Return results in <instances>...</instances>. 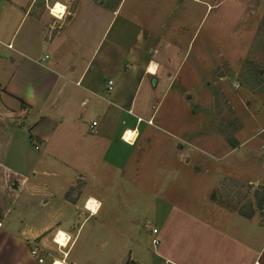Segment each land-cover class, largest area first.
I'll return each mask as SVG.
<instances>
[{
	"label": "crops",
	"instance_id": "crops-1",
	"mask_svg": "<svg viewBox=\"0 0 264 264\" xmlns=\"http://www.w3.org/2000/svg\"><path fill=\"white\" fill-rule=\"evenodd\" d=\"M5 1L0 0V10L4 5L12 9L14 0ZM83 1L93 15L78 23L73 18ZM135 1L109 7L77 0L53 34L47 33L42 16L33 15L27 37L19 42L14 34L31 13L33 0H28L14 26L0 24V264H44L46 258L51 264L61 259L50 241L55 231L69 235L63 261L80 264V256L70 257L81 225L94 215L83 206L87 199L93 198L99 205V193L116 186V181L132 178L140 187L146 184L129 163L130 154L119 148V142L131 145L120 135L125 129L138 132L136 117L142 121V116L149 114L158 96L154 92L164 82L156 74L159 65L167 68L176 58L169 46L158 52V37L144 33L145 27L152 29L159 23L158 8L165 5L146 0L149 5L141 7L140 13L135 11ZM105 14L108 20L106 17L104 27L95 35L96 21ZM120 14L119 30L107 38L112 21ZM5 28L10 32L8 38L1 34ZM165 42L169 45L167 39ZM150 62L156 64L153 73L148 71ZM77 64L78 77L73 78ZM164 74L167 79L172 77L167 70ZM152 75L157 78L154 86L149 82ZM107 79H112L111 90L106 88ZM124 114L135 118L131 128L122 127ZM152 115L153 110L146 121ZM92 121H96L94 132L89 131ZM256 136L264 137V127L254 132ZM229 150L227 154L232 156L239 152L238 146ZM255 155L248 164L251 169L259 165L264 172V159L254 160ZM258 155L264 158V151ZM179 165L166 167V197L157 190L154 199L153 213L160 217L157 233L151 234L158 239L152 245L154 264H264V219L238 212L215 219L196 209L194 200L181 204L174 197L175 181L186 175L188 168ZM247 178L250 184L264 187V173L261 178L253 174ZM152 183L158 185L157 176ZM262 205L264 212V202ZM81 210L87 214L79 219ZM123 237L126 239V234ZM133 243L126 244V251L113 264H148ZM87 245H94L90 236L81 248ZM35 248L44 262L39 263L30 253Z\"/></svg>",
	"mask_w": 264,
	"mask_h": 264
},
{
	"label": "rangeland",
	"instance_id": "rangeland-1",
	"mask_svg": "<svg viewBox=\"0 0 264 264\" xmlns=\"http://www.w3.org/2000/svg\"><path fill=\"white\" fill-rule=\"evenodd\" d=\"M55 1L65 6L59 20L49 12ZM76 1L33 0L31 13L14 34L15 41H24L27 37L33 15L42 16L48 25L47 33L53 34L62 27ZM93 1L110 7L131 0ZM27 2L14 0L11 10L4 5L0 10V24L14 26ZM84 2L73 18L78 23L93 15V10ZM155 3L165 7L158 8L159 23L152 29L145 27L144 33H154L159 39L155 44L158 52L169 46L176 59L167 68L162 64L158 67L156 74L164 82L154 92L158 96L154 106L149 107L147 116L153 110L150 122L146 121L147 116L137 122L138 132L131 147L116 139L119 148L130 154L129 163L135 165L138 176L146 184L140 187L131 178L129 182L116 181V186L111 185L103 195L99 193L101 202L94 215L81 225L79 240L71 253L70 259L80 256V264H113L126 251V244L133 242L148 264L155 263L152 247L155 236L151 238L154 235L151 228L157 229L160 217L153 213L154 199L158 191L166 197V167L179 163L188 168L186 175L175 181L178 184L174 197L181 204L187 205V199L194 200L196 209L206 211L215 219L237 212L264 219V187L256 182L250 184L247 178L248 174L261 178L264 173L261 166L251 169L248 164L255 153L254 160L264 159L258 155L264 151V137H254V132L264 127V0H166V3L155 0ZM135 4V11L140 13L141 7L149 5L146 0H136ZM6 16L8 22L4 21ZM121 16L112 21L107 38L119 30ZM106 17L105 14L96 21L95 35L104 27ZM9 33L5 28L1 34L8 38ZM78 68L79 64L71 77H78ZM166 70L171 72V78H165ZM91 99L89 95V103ZM124 121L122 127L131 128L135 118L124 114ZM237 146V155L227 154ZM156 176L158 185L152 183ZM163 203L158 205L160 211ZM86 214L81 210L79 219ZM56 232L50 236L51 242ZM124 234L127 237L123 240ZM87 236L93 238L94 245L90 247L89 243L81 248ZM55 247L58 251L56 244ZM34 250L38 255V249ZM61 250L66 251V245ZM37 255L33 256L37 258ZM48 262L46 258L44 264Z\"/></svg>",
	"mask_w": 264,
	"mask_h": 264
},
{
	"label": "bare ground",
	"instance_id": "bare-ground-1",
	"mask_svg": "<svg viewBox=\"0 0 264 264\" xmlns=\"http://www.w3.org/2000/svg\"><path fill=\"white\" fill-rule=\"evenodd\" d=\"M51 8V12L50 14L52 15H59L60 11L59 9H63L62 4L58 1H55L50 7ZM155 67L156 64L154 62H150L149 66H148V71L150 73H153L155 71ZM135 129L131 130V129H125L124 134H123V139L126 141H131L133 140L134 136L136 135ZM85 208L87 209V211L91 213L95 212V210L97 209L98 206V202L93 199V198H89L87 199L86 203H85ZM55 242L59 243L61 246L63 245V247L67 244V234L62 232V231H57V235L55 236ZM66 255V254H65ZM53 264H66L65 261L63 260H59V259H54L53 260Z\"/></svg>",
	"mask_w": 264,
	"mask_h": 264
},
{
	"label": "built area",
	"instance_id": "built-area-1",
	"mask_svg": "<svg viewBox=\"0 0 264 264\" xmlns=\"http://www.w3.org/2000/svg\"><path fill=\"white\" fill-rule=\"evenodd\" d=\"M62 7H63V9H62L63 11L60 12L59 15H55V14L52 13L51 16L55 17V18L58 19V20L61 19L62 16H63V14H64V12H65V6H64L63 4H62ZM50 10H51V8L49 9V12H51ZM106 83H107V85H106L107 90H111V89H112V79H107ZM140 120H141L140 117H136V122H139ZM148 122H150V121H148ZM95 124H96V121H92V122H91V125L89 126V131H90V132H94V128H93V126H94ZM133 129H135V128H133ZM135 130H136V129H135ZM124 131H125V130L122 131V133H121V135H120V139H121L122 141L128 143V144H132V143L134 142L136 136H137V133H136V135L134 136L133 140H131V141H126V140L123 139ZM84 204H85V203H84ZM84 204H83V206H84ZM151 233H152V234L157 233V229H156V228H151ZM56 235H57V232H56L55 235H54L53 242L56 244L58 251H60V252L62 253V260H64V257H65V251H62V250H61V247H63V245L61 246L59 243H56V242H55V236H56ZM68 239H69V235H67V241H68ZM157 243H158V239H157L156 237H153V238H152V244H153V246H155ZM31 254H32V255H37L36 250L32 249ZM37 261H38L39 263H42V262H43V258L37 255ZM51 264H53V261H52ZM165 264H171V263H169L168 261H165Z\"/></svg>",
	"mask_w": 264,
	"mask_h": 264
},
{
	"label": "water",
	"instance_id": "water-1",
	"mask_svg": "<svg viewBox=\"0 0 264 264\" xmlns=\"http://www.w3.org/2000/svg\"><path fill=\"white\" fill-rule=\"evenodd\" d=\"M156 80H157V78H156L154 75H152V76L150 77V80H149L150 85H151V86H154L155 83H156Z\"/></svg>",
	"mask_w": 264,
	"mask_h": 264
},
{
	"label": "snow or ice",
	"instance_id": "snow-or-ice-1",
	"mask_svg": "<svg viewBox=\"0 0 264 264\" xmlns=\"http://www.w3.org/2000/svg\"><path fill=\"white\" fill-rule=\"evenodd\" d=\"M60 11H62V9H59Z\"/></svg>",
	"mask_w": 264,
	"mask_h": 264
},
{
	"label": "trees",
	"instance_id": "trees-1",
	"mask_svg": "<svg viewBox=\"0 0 264 264\" xmlns=\"http://www.w3.org/2000/svg\"><path fill=\"white\" fill-rule=\"evenodd\" d=\"M263 201H264V199H263Z\"/></svg>",
	"mask_w": 264,
	"mask_h": 264
}]
</instances>
